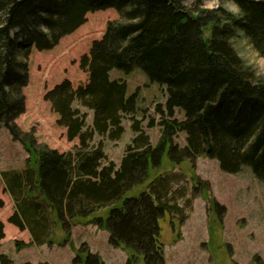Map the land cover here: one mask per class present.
Masks as SVG:
<instances>
[{"label": "trees", "instance_id": "obj_1", "mask_svg": "<svg viewBox=\"0 0 264 264\" xmlns=\"http://www.w3.org/2000/svg\"><path fill=\"white\" fill-rule=\"evenodd\" d=\"M234 1L239 13L224 7L189 10L186 0H0V128L29 154L25 169L2 173L16 201L9 223L28 229L37 244L59 227L65 233L62 245L69 243L75 224H93L110 233L113 247L127 251V264H165L160 221L176 207L164 200L168 166L189 162L195 168L205 157L226 173L250 166L264 182V79L233 43L241 30L264 57V0ZM107 9H115L119 19L108 23L81 59L87 84L75 88L65 80L45 95L68 139L79 138L78 153L38 145L34 134L16 123L25 111L32 48H54L85 24L88 13ZM136 67L167 86L164 106L158 107L161 137L154 146L133 118L136 136L120 167L112 161L104 165L102 142L90 153L82 151L96 134L122 138L125 116L138 111L139 90L128 96L127 83L111 80L110 72L130 74ZM75 102L93 112L90 128L89 113ZM177 110L184 119L175 117ZM181 132L184 147L175 142ZM4 206L0 199V209ZM4 237L0 218V242ZM74 262L105 264L86 244ZM13 263L0 253V264Z\"/></svg>", "mask_w": 264, "mask_h": 264}, {"label": "rangeland", "instance_id": "obj_2", "mask_svg": "<svg viewBox=\"0 0 264 264\" xmlns=\"http://www.w3.org/2000/svg\"><path fill=\"white\" fill-rule=\"evenodd\" d=\"M185 5L189 10L202 6L240 12L234 0H186ZM118 19L115 9L88 13L85 24L63 37L54 48L43 51L32 48L27 59L29 81L23 90L25 111L16 123L23 132L33 133L38 145L61 153H78L79 138L68 139L67 129L58 125L59 116L45 95L65 80L71 81L75 88L87 84L89 73L81 68V59L90 53L93 42L104 36L108 23ZM233 43L241 58L264 79V57L255 50L244 32L240 30ZM110 78L125 81L128 96L139 90L138 111L134 117L125 116V133L120 140L96 134L89 148L82 153L94 151L102 142L107 156L103 164L112 161L119 168L127 146L136 136L132 129L133 118L150 136L152 144L158 143L162 119L158 107L164 106L168 94L166 85L152 82L140 67L130 74L113 69ZM74 105L89 113L86 124L90 128L93 112L78 102ZM175 117L182 120L184 113L177 110ZM175 142L186 146V134L179 133ZM28 158L22 143L15 141L8 129L0 128V199L5 203L0 209L5 234L0 242V253L6 254L13 264H76L74 259L81 246L86 244L91 253L102 257L105 264H127V251L113 247L109 232L96 225L75 224L66 245H62L64 231L56 227L47 241L36 245L26 229L21 230L9 223L16 211V201L2 173L25 169ZM165 170H168V185L164 200L176 206L160 221L165 264H264V182L250 166H244L238 173H226L220 169L217 160L200 157L195 168L185 162L177 168L168 166ZM145 188L142 186L140 190ZM212 201L215 202L211 204ZM100 213L106 215L105 211Z\"/></svg>", "mask_w": 264, "mask_h": 264}, {"label": "crops", "instance_id": "obj_3", "mask_svg": "<svg viewBox=\"0 0 264 264\" xmlns=\"http://www.w3.org/2000/svg\"><path fill=\"white\" fill-rule=\"evenodd\" d=\"M14 207H15V210H16V205L14 204ZM29 233H30V231L28 230V229H26ZM31 234V233H30ZM32 235V234H31ZM30 235V237H32V239H33V236H31Z\"/></svg>", "mask_w": 264, "mask_h": 264}]
</instances>
